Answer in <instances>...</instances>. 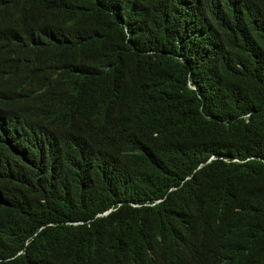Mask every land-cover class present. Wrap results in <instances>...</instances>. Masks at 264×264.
<instances>
[{
	"label": "trees",
	"instance_id": "trees-1",
	"mask_svg": "<svg viewBox=\"0 0 264 264\" xmlns=\"http://www.w3.org/2000/svg\"><path fill=\"white\" fill-rule=\"evenodd\" d=\"M0 264H264V0H0Z\"/></svg>",
	"mask_w": 264,
	"mask_h": 264
}]
</instances>
